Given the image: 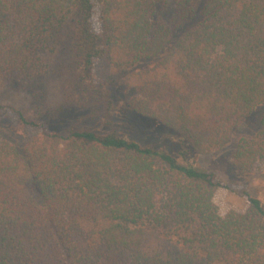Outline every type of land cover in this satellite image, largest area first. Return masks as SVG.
I'll return each mask as SVG.
<instances>
[{"label": "trees", "instance_id": "trees-1", "mask_svg": "<svg viewBox=\"0 0 264 264\" xmlns=\"http://www.w3.org/2000/svg\"><path fill=\"white\" fill-rule=\"evenodd\" d=\"M168 1L0 0V108L41 129L0 133V264H264V202L222 215L196 159L256 114L232 161L264 160V0ZM121 81L137 137L112 127Z\"/></svg>", "mask_w": 264, "mask_h": 264}, {"label": "rangeland", "instance_id": "rangeland-1", "mask_svg": "<svg viewBox=\"0 0 264 264\" xmlns=\"http://www.w3.org/2000/svg\"><path fill=\"white\" fill-rule=\"evenodd\" d=\"M95 7L98 10L97 0ZM158 17L167 22H173L174 18L178 20V12L174 0L160 6ZM96 81H102L104 75V64L102 61L95 62ZM103 78V79H102ZM133 94L128 89L125 82L121 81L114 90L115 124L112 126L123 134L136 136L137 121L132 112L128 110V102ZM13 98L7 91L0 90V101H11ZM24 113L29 117L33 115L31 110L24 103L19 104ZM85 126L95 127L104 130L106 127L102 123H91L87 121ZM259 127L257 115L250 116L246 121L241 123L236 129L232 140L223 146L219 151L208 152L196 156L199 166L206 170L216 173L218 178L224 183L214 194V201L219 206L220 213L226 215L231 210L244 212L248 209V200L246 193L257 196L264 202V160L260 161L251 173H246L237 169L233 165L232 153L234 146L241 136H251ZM56 130H61L58 126ZM0 133L11 139L18 146L22 147L24 143L41 133L39 126L24 125L19 119V114L12 108H0ZM138 139H141L138 138ZM147 142V140L142 139Z\"/></svg>", "mask_w": 264, "mask_h": 264}]
</instances>
